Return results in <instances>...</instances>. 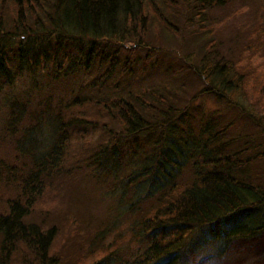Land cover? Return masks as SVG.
Wrapping results in <instances>:
<instances>
[{"label": "trees", "instance_id": "trees-1", "mask_svg": "<svg viewBox=\"0 0 264 264\" xmlns=\"http://www.w3.org/2000/svg\"><path fill=\"white\" fill-rule=\"evenodd\" d=\"M241 1L0 0V95L20 80L32 85L7 108L4 130L15 137L19 155L11 165L0 161V182L18 189L7 210L0 211V264H58L57 258L67 263L64 249L54 248L55 226L42 225L32 212L43 179L66 169L68 160L88 171L84 177L96 190L102 184L115 213L136 215L145 201L154 202L131 235L137 255L110 248L90 264H182L188 254L201 251L191 246L203 231L217 244L218 258L236 243L264 239V118L231 109L232 96L240 92L230 82L219 87L232 96L217 95L230 119L213 131L200 114L190 115L191 101L180 108L172 104L176 91L161 85L135 90L125 82L137 80V65L127 52H139L144 66L164 58L171 46L186 51L191 62L199 61L200 48L208 58L207 40L197 46L193 41L202 37L194 32L180 37L176 29L197 28L214 7ZM149 30L163 33L159 40L166 47L146 46ZM254 47L261 51L263 45ZM240 67L228 71L239 83L245 75ZM253 71L255 110L264 113V70ZM198 120L208 135L191 137ZM239 126L236 135L218 141ZM87 138H102L107 146L98 141L83 150ZM92 151L94 157L79 159L80 152ZM80 257L77 264H84Z\"/></svg>", "mask_w": 264, "mask_h": 264}, {"label": "rangeland", "instance_id": "rangeland-1", "mask_svg": "<svg viewBox=\"0 0 264 264\" xmlns=\"http://www.w3.org/2000/svg\"><path fill=\"white\" fill-rule=\"evenodd\" d=\"M209 13V19L200 18L195 23L197 28L188 26L184 32L179 28L176 29V32L180 33L178 34L180 37L191 38L193 32L196 35L195 38L202 37L201 40H192L197 46H203L207 40V49L210 51L208 58L205 53L206 50L199 47L202 49L201 54L198 50L199 61L191 62L188 56H184L186 51L182 52L180 48L175 50L171 46L165 48L167 51L164 50L163 52L164 58L161 56L156 59L153 58L149 60L153 62L152 66L147 65V62L144 66L142 58L138 57L139 52L133 54L127 52V55H132V60L137 65L134 69L137 80L134 83L131 79L125 82L132 84L135 90H139L142 86L156 90L157 86L161 85L164 90L176 91L178 96L171 94L173 95L172 104L180 108L183 106L182 102L186 104L191 101L193 106L189 108L190 115L200 114V120H206L211 130L212 128L216 129V124H223L224 121L230 119V115L224 110L226 104L217 96L219 94L226 95L225 91L222 92L219 84L222 81L230 82L233 90L237 88L242 95L238 94L236 97L232 96V93L226 95L233 97L230 100L233 102L231 109L236 110L235 106H238L246 115L252 114L251 117L255 116L256 119L264 118L263 111L255 110L258 104L253 102V98L257 96L254 94L257 83L250 82L253 78V69L258 72L264 70V31L262 33V28H264V0H244L234 4L225 3L220 7H214ZM256 17L257 20L255 21ZM185 23H182L180 27L182 28ZM199 26L204 27L203 31H199ZM150 30L144 36L145 45L166 47L159 40V38L164 37V34L158 35L159 32H150ZM254 37H258V39L255 40ZM174 40L178 45L183 43L178 38ZM116 41V39H112L113 43ZM193 42L192 44H195ZM259 45H263L261 51L254 47ZM172 52H175V55H172ZM218 62L221 63L222 68L215 66ZM191 63L194 68L189 71L187 67ZM231 66H241L240 69L245 74L241 83H239L238 76L234 79L233 74L228 72ZM118 73L119 70L116 69L115 77ZM239 75L241 76V74ZM29 82L28 79L20 80L11 90L0 95V161L4 164L11 165L19 155L15 137L4 130L7 121V108L14 99H23L24 96L28 95L32 86ZM125 82L122 80L121 84L124 85ZM40 83L43 82L40 81ZM242 90L245 91L241 92ZM218 100H220L219 103ZM197 105L199 108L196 107ZM201 107L202 110H200ZM200 120L196 122L191 137H195L197 134L208 135L207 132L202 133L199 129L200 124L198 122ZM239 128L240 126L233 129L235 131L229 130L225 134L222 133L223 135L218 141L223 144L229 137L228 135L230 133L236 135ZM87 140L90 142H83V150L87 145L88 149H92V144H96L98 141L103 143L105 147L107 146V141L102 138H87ZM252 140L256 141L254 144L256 145L257 140ZM260 142L261 140L258 139V143ZM18 147L19 149L22 148L21 139ZM76 149L80 150V148ZM95 151L87 154L80 152L79 159L81 155L82 160H85L87 156L94 157ZM172 156L176 159L175 154ZM81 167V165L73 164L72 160H68L66 169L51 172L46 179L44 178L41 184L43 191L32 216L44 226H55L57 235L53 242L54 248L64 249L65 253L69 255L66 264H77L78 255L81 256L84 264H90L91 259L97 258L102 251L110 248L118 253L128 254L127 256L137 255V250L140 249L139 247L133 249L131 235L138 219L153 208L151 205L154 202L145 201L140 207V212L136 215L123 211L120 214L115 213L116 209L114 210V206H111L109 199L106 198L108 197L107 190L102 187L101 183L96 190L94 185L90 184L84 177L88 171H81L79 169ZM184 176L189 178L188 174ZM17 189V184H9L8 186L2 181L0 182V211L7 210L9 199L14 198ZM155 205H158L157 201ZM216 246L217 244L211 242V238L206 232L196 234L191 247H199L201 251L197 250V252L188 254L183 258L182 264H264L263 238L236 243L228 254L219 258L215 249ZM241 249L243 252H239ZM245 254L246 256H244ZM55 262L64 264L58 258Z\"/></svg>", "mask_w": 264, "mask_h": 264}]
</instances>
